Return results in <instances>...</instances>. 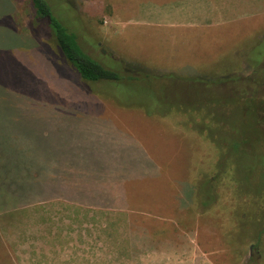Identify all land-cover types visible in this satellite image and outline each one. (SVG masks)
<instances>
[{
    "label": "rangeland",
    "instance_id": "1",
    "mask_svg": "<svg viewBox=\"0 0 264 264\" xmlns=\"http://www.w3.org/2000/svg\"><path fill=\"white\" fill-rule=\"evenodd\" d=\"M57 2L87 54L108 67L119 61L135 79L85 87L31 23L28 1L0 0V163L10 154L3 122L17 119L12 82L15 99L35 104L19 110L37 111L25 132L75 122L135 146L139 176L123 182L130 203L106 208L130 236L144 240L149 229L166 246L184 230L181 243L219 264H264V0H68L65 10ZM3 179L0 249L20 243L15 235L31 229L35 213L82 211Z\"/></svg>",
    "mask_w": 264,
    "mask_h": 264
},
{
    "label": "crops",
    "instance_id": "2",
    "mask_svg": "<svg viewBox=\"0 0 264 264\" xmlns=\"http://www.w3.org/2000/svg\"><path fill=\"white\" fill-rule=\"evenodd\" d=\"M177 7V4L174 5V8ZM52 124L54 125L44 129L41 134L51 138L52 149L56 154L64 151L65 160L60 163L58 158H50L48 193L44 192L42 196L49 197V201L65 204L63 206L67 209L69 204L80 205L82 211L76 214L61 210L59 213H35L31 218V229L25 235H15L20 243L15 242L12 248L0 249L5 253L0 256V262L9 260L8 264H122V260L127 259L130 263L123 264H219L211 257L214 255L207 254L200 245L181 243L185 242L184 230H179L177 238L172 240L173 245L160 244L157 238L159 235L149 229H146L147 238L140 239L141 241L135 239L133 235H129L132 232L122 229L119 217L116 225L113 213L107 217L106 201L99 198L97 193L98 187L102 186H94L95 195L87 192L85 184L88 177L84 173L118 172L122 166L133 168L130 154L134 152L132 148L135 146L128 139L121 143L116 141V133L106 132L103 130L104 126H101L100 133L89 135L74 125L75 122L68 124L53 121ZM119 137L121 139V132ZM54 166H63L60 171L64 168L68 173L66 182L72 186L71 192L61 193V187L55 184L54 179L57 176L53 173ZM94 178L101 179L99 176ZM109 179V186L114 189V182L119 177L112 176ZM137 232L138 230L135 234ZM122 235L133 238L125 240ZM126 244L130 250L122 254Z\"/></svg>",
    "mask_w": 264,
    "mask_h": 264
},
{
    "label": "trees",
    "instance_id": "3",
    "mask_svg": "<svg viewBox=\"0 0 264 264\" xmlns=\"http://www.w3.org/2000/svg\"><path fill=\"white\" fill-rule=\"evenodd\" d=\"M27 1L33 13L31 23L37 30L43 29L46 33H48L54 47L59 50L57 52L61 54L63 61L79 76L85 87L88 86L89 88V85L91 84L100 85L106 82L126 84L135 79V77L129 76L126 72H122L124 69L120 68L121 64L119 61L114 62L111 67H108L105 63H103V61L90 56L80 47L76 35L71 32L62 21L61 17L64 15H61L58 10L54 11L53 8V4L55 5L58 1V7H63V10L67 9L66 4L68 0ZM30 30L33 34V30L31 28ZM107 60L109 61V58H107ZM122 66L124 67L125 65ZM5 86L8 96L12 97V100L14 101L13 104H9L11 106L9 108L10 113L17 119H8L6 122H3L4 131L6 135L13 133H19L20 135H5L4 143H6L9 147L10 154L6 156L7 159L3 162L4 166L0 163V175L4 177L3 181L10 182L12 184H20L22 187L28 189V194L33 193L37 196L42 195L44 192L48 193L50 158H58V161L63 163L65 160L64 151L56 154V152L52 149V140L48 135H34L31 132L27 133L24 131H28V127L29 129H33V124L30 118H32V115L37 111L23 112L19 109L24 108L25 106L34 108L35 104L31 103L24 105L21 103L23 98L15 99V97H13V91L15 88L12 82H6ZM32 99L36 100L35 98ZM35 102H37V100ZM21 114H25V116L29 117V122L24 125V127L21 125L22 120L19 119ZM34 124L36 123L34 122ZM21 137L24 142L19 141L21 140ZM16 141L19 143H16ZM17 148H20L21 151L18 152ZM62 167L57 166L55 168L54 166L53 173L57 176L55 177L54 182L56 185L61 187V193L71 192L73 190L72 186L66 182L68 173L64 168L60 171ZM127 168L122 166V169L118 172L99 171L96 173H84L88 177L85 184L87 192L90 195H95L96 188H94V186L100 185L102 188L98 187L99 190L97 193L99 198L106 201V208H119L124 203L129 204L130 200L127 198V192L124 190L125 187L123 182L137 180L139 175L136 173L137 171L134 168ZM121 173L124 177H121ZM96 176L101 177V179H95L94 177ZM112 176L119 177V180L114 182V189L109 186V183L111 184L109 178ZM118 204L120 206H118Z\"/></svg>",
    "mask_w": 264,
    "mask_h": 264
}]
</instances>
